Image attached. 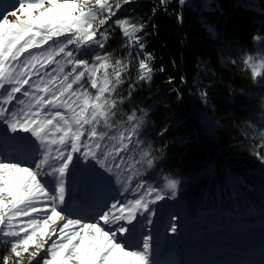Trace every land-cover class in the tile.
<instances>
[{"label": "trees", "instance_id": "trees-1", "mask_svg": "<svg viewBox=\"0 0 264 264\" xmlns=\"http://www.w3.org/2000/svg\"><path fill=\"white\" fill-rule=\"evenodd\" d=\"M115 2L77 0L81 34L52 41L69 70L91 72L85 140L190 217L263 215L264 0ZM10 204L0 196V264H21L36 244Z\"/></svg>", "mask_w": 264, "mask_h": 264}, {"label": "rangeland", "instance_id": "rangeland-1", "mask_svg": "<svg viewBox=\"0 0 264 264\" xmlns=\"http://www.w3.org/2000/svg\"><path fill=\"white\" fill-rule=\"evenodd\" d=\"M1 1L0 196L36 244L20 263L264 264V214L190 217L85 140L89 114L77 101L91 72L69 70L65 44L52 45L81 34L77 0ZM202 124L213 134L212 121Z\"/></svg>", "mask_w": 264, "mask_h": 264}, {"label": "bare ground", "instance_id": "bare-ground-1", "mask_svg": "<svg viewBox=\"0 0 264 264\" xmlns=\"http://www.w3.org/2000/svg\"><path fill=\"white\" fill-rule=\"evenodd\" d=\"M248 259V258H247ZM170 262H172V261H170ZM246 263H248V261H246ZM159 264H162L161 262H159ZM166 264H172V263H166Z\"/></svg>", "mask_w": 264, "mask_h": 264}]
</instances>
